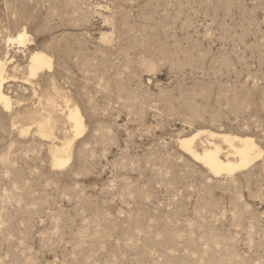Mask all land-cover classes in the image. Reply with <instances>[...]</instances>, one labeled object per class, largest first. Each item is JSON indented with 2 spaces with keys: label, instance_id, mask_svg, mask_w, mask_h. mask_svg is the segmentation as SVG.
Here are the masks:
<instances>
[{
  "label": "rangeland",
  "instance_id": "1",
  "mask_svg": "<svg viewBox=\"0 0 264 264\" xmlns=\"http://www.w3.org/2000/svg\"><path fill=\"white\" fill-rule=\"evenodd\" d=\"M0 59V264H264V153L216 176L179 145L264 150V0H0ZM48 97L86 123L63 168L31 118Z\"/></svg>",
  "mask_w": 264,
  "mask_h": 264
},
{
  "label": "bare ground",
  "instance_id": "2",
  "mask_svg": "<svg viewBox=\"0 0 264 264\" xmlns=\"http://www.w3.org/2000/svg\"><path fill=\"white\" fill-rule=\"evenodd\" d=\"M8 41L25 44L28 41V34L26 30H22L16 36L9 37ZM53 64L52 57L44 51H33L30 56V76L36 77L45 69L51 70ZM6 72V63L0 59V103L5 109H11L12 99L5 90V83L8 82ZM64 101L65 108H59L61 103L59 104L56 98L48 97L47 112L31 115V118L34 119L33 123L37 126V132L53 142L50 151L52 166L55 168H63L70 162L73 143L76 138L82 136L86 129L84 115L80 107L71 104V100L68 98ZM59 109L62 110L73 135L71 137L66 135L60 143H57L58 137L55 135V129H58L61 123L60 117L57 116ZM27 130L28 128H24L22 132ZM203 135L205 136L204 139H202ZM197 139L200 141L197 142ZM179 145L187 154L203 163L216 176L223 173L233 175L246 170L256 163L264 153L253 136L207 129L180 137Z\"/></svg>",
  "mask_w": 264,
  "mask_h": 264
}]
</instances>
